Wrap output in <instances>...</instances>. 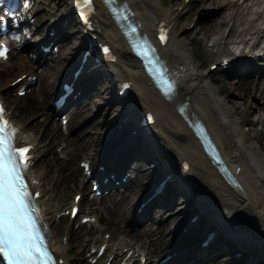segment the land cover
I'll return each instance as SVG.
<instances>
[{
  "label": "bare ground",
  "instance_id": "1",
  "mask_svg": "<svg viewBox=\"0 0 264 264\" xmlns=\"http://www.w3.org/2000/svg\"><path fill=\"white\" fill-rule=\"evenodd\" d=\"M126 1L132 6L133 16L140 22L142 31L151 32L160 19H167L171 22L170 39L166 45L161 47V54L177 80L176 93L173 98L166 100L148 82L138 59L130 53L125 40L122 39V35L107 11L103 10L100 2L97 1L92 18L94 32L111 45L116 56L114 61H105L107 72L114 77V81L132 80L130 94L124 98L128 112L133 118L138 115V111L151 110L154 112L155 121L151 126L150 153L154 152L161 158L167 172L174 163L186 160L189 168L187 170L180 168V175L175 179L191 187L196 181H202L206 188L207 194L205 195L214 205L198 196V200L201 201V211L204 214L209 212L211 220L217 223L226 235L234 238L243 251H248L253 255L252 264L264 260V138L257 136L258 132L260 134L264 132V90L260 82L256 80L253 83L249 79L246 88L249 94H252V99L242 102L240 100L243 97L236 93L237 88H240V81L229 87L225 91V96H221L219 87L209 79L204 84L187 86V79L191 77L195 69H198L199 64L192 55L190 44L185 37V32H188L191 27L187 22L181 21V15L185 14V10L175 11L171 9V6H164L162 0ZM60 2L65 3L66 1ZM196 2L203 7H213L216 12H219L217 17L212 15L213 18L204 23L210 22L209 25L220 29L225 26L229 28L228 32H231L232 39L227 41L228 46L220 51L222 55L230 56L236 61L235 64H250V57L264 60V0H196ZM39 8L43 9V6L40 4ZM40 12L41 10L38 11L37 17L40 16ZM55 12L56 9L51 14ZM220 29H217L216 33ZM205 34L204 31L197 30L194 32V38ZM30 36L33 34L31 33ZM58 36L61 37L60 32ZM51 38L48 35L45 37L46 40ZM226 38L223 33L217 41L225 42ZM62 44L64 47H69L62 52L64 62L76 57L77 49L81 46L79 42L72 46L71 41H63ZM256 52L261 55L256 56ZM59 60H42L41 62L46 63L40 75L43 83L38 89L39 93L44 94L43 98L54 93L53 79L59 72L58 65H61ZM48 67L50 68L47 72ZM263 74L264 71L260 75ZM21 83L27 84L28 80L24 78ZM82 89H84L83 95L88 92V89ZM8 90L10 87L5 91ZM257 94L261 97L260 99L257 98ZM183 99L190 102L188 115L194 113L206 123L229 168L239 180L240 187L231 186L225 181L203 153L191 129L177 113L175 107ZM87 105L88 101L80 104L71 110L69 115H76ZM52 108L53 106H50V111H53ZM242 119L245 123H242ZM259 124L257 132L249 127ZM21 136L25 138L22 130ZM31 139L35 143V158H37L39 146L35 138ZM130 145V140L122 141L118 145L115 144L114 151L119 152ZM114 156L113 152L106 160V162L109 161V167L114 164L112 160ZM37 175L41 177L40 173ZM127 210L129 208H125L124 211ZM139 211L140 209L132 208V217L137 216ZM42 214L48 226V236L53 250L63 258L62 264H69L70 255L67 246L53 240V233L50 230L52 219L43 206ZM122 214L121 218L124 217ZM247 227L252 232L247 230ZM181 244L187 247L178 251L175 257L181 256L183 264H190L191 258L198 256L199 253L198 247L195 246V239L184 236ZM169 247L171 246L167 245V248ZM214 248L215 246L211 244L207 253L212 252ZM186 254H189V258L185 257ZM217 263L218 260H215V264Z\"/></svg>",
  "mask_w": 264,
  "mask_h": 264
},
{
  "label": "rangeland",
  "instance_id": "2",
  "mask_svg": "<svg viewBox=\"0 0 264 264\" xmlns=\"http://www.w3.org/2000/svg\"><path fill=\"white\" fill-rule=\"evenodd\" d=\"M60 1L62 0H37L34 2V0H30V6L33 9V19H31L29 21V26L28 29H30L32 31V33H36V32H45V28L49 25V20L46 19V17L49 16L50 11L52 9H56L57 8V12L52 15V19L57 20V17L60 16V14H66L69 11V4L66 3H61ZM163 0V2L167 3V4H174V7L177 6V4L180 2V0ZM59 3V5H57ZM41 6H43V9L39 8ZM172 7V6H171ZM189 10H188V14H184L183 18H181L182 22H187L189 25L192 24L191 17L193 16V13L195 11H198L199 8H202L200 5H198L196 3V0L190 1V3L187 4L186 6ZM40 16H38V11H40ZM204 13L207 11H210L209 14L204 15L203 17H210L211 15H213L212 13V9H205L203 8ZM37 15V16H36ZM43 19V22H41L40 24V20ZM201 16L199 17V19L196 20L195 25L196 28H189L188 32H185L187 34H191L193 33V29L197 30L200 27L204 30V32L207 33H211L213 35H222L225 32H219L216 33L217 26H213V25H204V24H199L198 22L200 21ZM69 23H72V20H69ZM65 30H67V32L69 33V38L67 41H71V46L73 44H77L79 42L78 36H77V27H75V25L69 24L67 26V28H65ZM220 30H225V27L222 26V28ZM219 30V31H220ZM212 34H209L207 36H210ZM206 37V36H205ZM204 37V38H205ZM231 35L227 36L226 41L225 42H216V44L214 46L211 47H207L205 49L204 52V56H202L200 58L199 61L200 63H202V66H204L207 61H209L211 58H213L215 56V53H219L222 49V47L224 46H228V42L229 40H231ZM217 40V38L214 36L213 41ZM29 45H32L34 42L32 41H28ZM69 47L67 46L65 49H68ZM27 49H23L21 50V53L26 52ZM61 50V49H60ZM61 51L59 53L62 54ZM191 52L192 55L194 56V58L196 57H200L199 55V48L198 46L195 44V42L192 43V47H191ZM25 59L27 61V56L26 54H24ZM58 55V56H59ZM75 58V57H74ZM71 58L70 61H66L64 62L63 58H59V63L61 65H58V73H57V77L53 79V84H57L60 80V77L64 74H66L68 72L69 69H71L73 67V65L76 63V59ZM22 58H20V55L16 58L15 61L10 63V66H4V70L1 71V75H0V86H2V84H4L5 82L9 81L10 79H12L14 76L18 75L22 70H24L25 68L22 65ZM256 62H258L256 60ZM28 65V64H27ZM50 67L47 68V72L49 70ZM219 77V81L220 83H217L216 86L219 87L220 92L221 89H225V87L227 86V84H229V82H227L225 79H223V77ZM211 78L214 79V77L211 75ZM223 80V82H221ZM253 80H256L253 78ZM231 83V82H230ZM106 87L107 90H104L103 88ZM110 89L112 91V87L109 86V83L107 82V80L103 81L102 86L95 91V95L91 96V98L89 99V104L88 106L82 110L80 112L79 115L72 117L71 119V130H70V136L72 137V140H67V148L64 150L65 154H66V159L64 162H62V167L65 170V173L62 177H58L55 178L53 176L48 175L47 173V168H46V164L50 163L49 159L52 156V147L55 146L60 140V136L57 135L58 131V123L55 121L54 125H49V123H46V121L48 120V118L45 121L42 122H38L37 125H34V123L36 122L37 118H35V114L38 109L40 108H45V103L44 101L41 100V98H43L44 94L41 93H35L32 92L30 94L27 95V100L29 103L33 102L35 109L29 108V106L25 109H21V113L17 112V109L20 106L21 100H19L18 98H14L13 96H7L5 98L7 104L12 108V113L13 116L15 118V120L17 122H19L20 124H25V125H30V126H34V131L33 133L27 131L28 134L33 135V136H39L42 135L43 137H40V148L39 151L42 154L39 161L37 162V165L35 167L36 170H38L39 172H42L43 176H42V186L45 190V196L44 198L47 197L46 201L47 203H45V206L48 208L51 204L56 203V201H65V203H67V201L70 198L71 192L73 191L72 186L73 185H77V182L79 181V177H80V173L78 171V167L76 164V159L78 157L81 156H92V159H96L97 156H95V152L94 153H89L92 151L94 145L98 147H101V140L103 137V133L105 132V130L107 129V124L105 123V120H112L114 117H119L120 116V112L123 109V103L120 100H117L115 98H112V95L110 93ZM225 91V90H224ZM236 92L241 95L244 96V100L242 101H247L248 99L251 98L250 94L247 93V91H245V86L242 85L241 89H237ZM240 101V102H242ZM31 107V106H30ZM258 115L260 116V113H258ZM253 127L254 130H256L258 127L255 125H251ZM118 127V126H117ZM42 128V129H41ZM41 129V131H40ZM88 131H92V135L90 138H88L87 140H83L82 137L88 132ZM63 134V133H62ZM262 136H264V134H262ZM161 172V170H159ZM162 173V172H161ZM146 172L144 173V175L142 176L143 178L138 179L136 182L131 184V187H129V190L127 191V198L125 199V202H122V199H120L117 203H113L112 205H108L109 201L106 200L104 202V204H102L101 206H92L95 211L98 213V215L100 216L101 220L104 221V223H108L109 221L112 222L114 224V226L118 228H120L121 224L117 223V219L119 218V213L121 211H123L124 206L125 205H132V206H137L136 202L139 199L140 195L143 194V190H142V181L144 179H146L145 177ZM148 180V178L146 179ZM148 182V181H147ZM126 195V194H125ZM113 198V197H111ZM173 203H176L177 205L175 206L176 210L173 212L168 213L167 215V224L166 226H161L162 228L159 230L160 234L162 236L165 235L164 240L159 241L157 240H152V247L150 248V251L154 256H162L165 252H166V242L171 240V236L172 234L169 233L170 229H173V226L175 227L177 225V221L178 219H182L184 213H179L177 214L175 217L172 218V216L175 213H178V209L182 208L183 204H184V198L177 200V197H173ZM64 203V204H65ZM174 208V209H175ZM155 209V208H154ZM154 209L152 211V214L154 213ZM160 209V208H159ZM191 211H188L186 213V216L190 213ZM53 214V212L51 213V215ZM121 221V220H119ZM164 220L161 222L163 223ZM124 223V225H127L125 221H122ZM245 222V221H242ZM241 222V223H242ZM248 223V222H247ZM243 224V223H242ZM112 226V228L114 227ZM248 226V225H246ZM151 227V225H150ZM59 229V230H63V229H69L71 232V235L68 234V243L69 245L72 247V250L70 252V255L73 258H80L81 257V248L83 247V244L85 242V239L83 237L80 236V234H83L84 232L82 231L81 233L78 231H75L71 228V224L68 225H58L56 224L55 229ZM85 231H90V229H85ZM143 230H139V233L142 232ZM150 235L149 238H153L154 236L151 235V233H149L148 231L145 232V235ZM112 235L114 236V234L112 233ZM59 240V236H57V238ZM70 264H77L76 262H74V260H72V262ZM221 264V263H220Z\"/></svg>",
  "mask_w": 264,
  "mask_h": 264
},
{
  "label": "snow or ice",
  "instance_id": "3",
  "mask_svg": "<svg viewBox=\"0 0 264 264\" xmlns=\"http://www.w3.org/2000/svg\"><path fill=\"white\" fill-rule=\"evenodd\" d=\"M24 7H28L26 2ZM164 39L162 35L161 40ZM6 54L7 48L0 47V57L6 58ZM2 116L0 109V254L7 257L9 264H48L49 253L36 231L28 203L30 193L22 176V169L28 167V157L24 155L28 149L15 148L16 129ZM19 158L25 162L20 163Z\"/></svg>",
  "mask_w": 264,
  "mask_h": 264
},
{
  "label": "water",
  "instance_id": "4",
  "mask_svg": "<svg viewBox=\"0 0 264 264\" xmlns=\"http://www.w3.org/2000/svg\"><path fill=\"white\" fill-rule=\"evenodd\" d=\"M230 179H231V177H230ZM232 184L236 185V186H239V184L235 180H232Z\"/></svg>",
  "mask_w": 264,
  "mask_h": 264
}]
</instances>
